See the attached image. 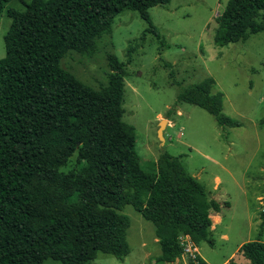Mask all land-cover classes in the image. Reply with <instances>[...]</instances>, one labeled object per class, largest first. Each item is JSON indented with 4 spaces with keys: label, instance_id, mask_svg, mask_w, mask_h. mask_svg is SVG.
Wrapping results in <instances>:
<instances>
[{
    "label": "trees",
    "instance_id": "obj_1",
    "mask_svg": "<svg viewBox=\"0 0 264 264\" xmlns=\"http://www.w3.org/2000/svg\"><path fill=\"white\" fill-rule=\"evenodd\" d=\"M10 0H0V14ZM169 0H28L6 8L10 25L0 58V264H91L97 252L123 260L129 252L130 204L152 222L157 261L181 256L178 236L213 244L211 212L221 204L191 175L182 157L159 154L156 169L139 166L135 129L123 121L126 62L108 53L107 82L94 88L62 67L70 51L91 55L124 10L162 37L148 9ZM264 30V0H227L216 16L214 43L245 40ZM129 51H134L130 46ZM131 54H128V62ZM213 79L177 96L204 108L219 125L238 126L222 112ZM264 124V116L258 121ZM71 158L74 165L64 169ZM227 204V203H226ZM259 233L264 230L260 212ZM248 264H264V241L243 242ZM226 264H239L229 260Z\"/></svg>",
    "mask_w": 264,
    "mask_h": 264
},
{
    "label": "rangeland",
    "instance_id": "obj_2",
    "mask_svg": "<svg viewBox=\"0 0 264 264\" xmlns=\"http://www.w3.org/2000/svg\"><path fill=\"white\" fill-rule=\"evenodd\" d=\"M22 1L28 0H10L0 14V58L10 25L6 8L21 11ZM226 1L169 0L150 7L162 42L153 33H144L148 24L138 12L124 10L115 17L110 33L96 40V52L70 51L60 64L98 88L107 82L108 53L126 62L122 119L135 129L139 166L154 171L162 152L182 157L185 169L205 185L208 198L221 204L218 213L211 212L213 244L199 245L205 264L229 260L248 264L239 252L240 243L264 241V230L259 233L264 210V124L258 123L264 116V30L245 40L216 45V16ZM130 46L134 51H129ZM207 77L213 79L212 91L223 94L222 112L238 126L219 125L204 108L178 101L184 87ZM161 120L163 140L157 133ZM73 159L65 170L74 165ZM119 212L129 218L128 254L120 260L99 251L91 264H161L152 222L130 204ZM42 264L61 262L46 258Z\"/></svg>",
    "mask_w": 264,
    "mask_h": 264
},
{
    "label": "built area",
    "instance_id": "obj_3",
    "mask_svg": "<svg viewBox=\"0 0 264 264\" xmlns=\"http://www.w3.org/2000/svg\"><path fill=\"white\" fill-rule=\"evenodd\" d=\"M178 241L181 247V256L175 259V264H205V261L200 255L199 246L189 237V235H179Z\"/></svg>",
    "mask_w": 264,
    "mask_h": 264
},
{
    "label": "water",
    "instance_id": "obj_4",
    "mask_svg": "<svg viewBox=\"0 0 264 264\" xmlns=\"http://www.w3.org/2000/svg\"><path fill=\"white\" fill-rule=\"evenodd\" d=\"M163 121H164V120H161V121L159 122V127H158V130H157L158 137L160 138V140H163V135H162V128H163V124H164ZM167 263H169V262H167Z\"/></svg>",
    "mask_w": 264,
    "mask_h": 264
},
{
    "label": "crops",
    "instance_id": "obj_5",
    "mask_svg": "<svg viewBox=\"0 0 264 264\" xmlns=\"http://www.w3.org/2000/svg\"><path fill=\"white\" fill-rule=\"evenodd\" d=\"M212 217V216H211ZM212 220V219H211ZM242 243H240V245H241Z\"/></svg>",
    "mask_w": 264,
    "mask_h": 264
}]
</instances>
